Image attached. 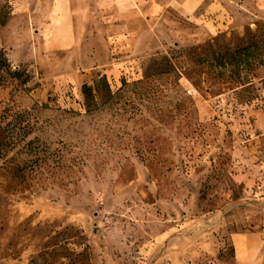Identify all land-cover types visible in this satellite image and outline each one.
<instances>
[{"label":"rangeland","instance_id":"374dc122","mask_svg":"<svg viewBox=\"0 0 264 264\" xmlns=\"http://www.w3.org/2000/svg\"><path fill=\"white\" fill-rule=\"evenodd\" d=\"M246 9L212 30L169 11L182 30L69 85L0 48V264H234L257 228Z\"/></svg>","mask_w":264,"mask_h":264},{"label":"crops","instance_id":"0c3cea01","mask_svg":"<svg viewBox=\"0 0 264 264\" xmlns=\"http://www.w3.org/2000/svg\"><path fill=\"white\" fill-rule=\"evenodd\" d=\"M15 9L0 22V46L14 70H54L65 84L126 68L161 29L182 30L172 11L194 26L227 25V9L248 10L250 0H10ZM199 15V16H198ZM208 19H212L208 21ZM59 55V56H58ZM48 68V69H47ZM234 264H259L255 223L229 236Z\"/></svg>","mask_w":264,"mask_h":264},{"label":"trees","instance_id":"16d2710c","mask_svg":"<svg viewBox=\"0 0 264 264\" xmlns=\"http://www.w3.org/2000/svg\"><path fill=\"white\" fill-rule=\"evenodd\" d=\"M83 89H84V91H85L86 87L83 88ZM83 95H84L85 98H87V96H88V94H87L86 92H84Z\"/></svg>","mask_w":264,"mask_h":264}]
</instances>
